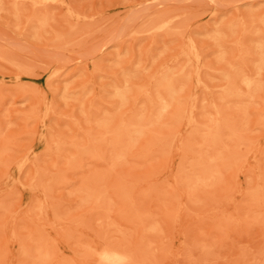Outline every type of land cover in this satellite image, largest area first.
<instances>
[{"label": "rangeland", "instance_id": "1", "mask_svg": "<svg viewBox=\"0 0 264 264\" xmlns=\"http://www.w3.org/2000/svg\"><path fill=\"white\" fill-rule=\"evenodd\" d=\"M263 188L264 0H0V264H264Z\"/></svg>", "mask_w": 264, "mask_h": 264}, {"label": "bare ground", "instance_id": "2", "mask_svg": "<svg viewBox=\"0 0 264 264\" xmlns=\"http://www.w3.org/2000/svg\"><path fill=\"white\" fill-rule=\"evenodd\" d=\"M260 48H262V47H260ZM262 50V49H261ZM263 51V50H262ZM257 69H258V67H257ZM228 78H229V76H227ZM230 79H232V78H230ZM229 79V80H230ZM234 79V78H233ZM232 79V80H233ZM250 80V79H249ZM249 80H247V79H245V80H242V84L243 85H245L247 88H250V86H251V83H250V81ZM233 82V81H232ZM227 83H228V80H227ZM230 83H231V80H230ZM169 84V83H168ZM167 83H166V85H168ZM232 84V83H231ZM231 84H229V85H231ZM253 84V83H252ZM162 85H164V84H162ZM165 85V86H166ZM228 84H227V87L229 86ZM169 86V85H168ZM167 86V87H168ZM163 87V90L165 91V90H167V89H165L164 88V86H162ZM166 87V88H167ZM171 87H172V85H171ZM226 87V86H225ZM169 88V87H168ZM171 89V88H170ZM226 90V89H225ZM231 90V89H230ZM229 91V90H228ZM233 91V90H232ZM169 92H171V91H169ZM172 92H173V90H172ZM227 92V91H226ZM225 92V93H226ZM119 93V92H118ZM232 93V92H231ZM233 94V93H232ZM170 95V94H169ZM119 96H121V94L119 95ZM166 103V102H165ZM169 103V102H168ZM164 105V104H163ZM166 105V104H165ZM162 108H164V106L162 107ZM216 111H218V110H216ZM218 113V112H217ZM219 114H221V113H218V116H219ZM220 117V116H219ZM217 122V121H216ZM219 123V122H218ZM216 125V124H215ZM219 125V124H218ZM221 126V125H220ZM218 127V126H217ZM213 130H215V129H213ZM217 130V129H216ZM218 131V130H217ZM213 132H216V131H213ZM216 135H217V133H215ZM220 135V134H219ZM218 139V138H217ZM212 141H214L213 139H212ZM216 141V140H215ZM217 142V141H216ZM261 188V187H260ZM264 189V188H263ZM260 190V189H259ZM261 190H262V188H261ZM254 192H256V191H254ZM253 193V192H252ZM262 194V193H261ZM253 196V195H252ZM257 196H258V193H257ZM262 196V195H261ZM251 197V196H250ZM253 198H254V196H253ZM253 198H251L252 200H254L255 202H257V200H255V199H253ZM258 198H259V196H258ZM262 198V197H261ZM263 200H264V197L262 198ZM259 200V199H258ZM261 200V199H260ZM262 200V201H263ZM254 201H253V203H254ZM251 203V202H250ZM254 204H256V203H254ZM259 205V201H258V204H257V206ZM151 229V228H150ZM144 232V231H143ZM150 232V231H149ZM148 233V232H147ZM144 234V233H143ZM145 235V234H144ZM143 236V235H142ZM142 238V237H141ZM107 251H109V250H107ZM114 251V250H113ZM113 251L112 252H104V253H102L101 254V256H100V258H99V261H100V263L101 264H122L123 262H124V257L122 256V255H120L117 251H115V252H117V253H113ZM124 255V254H123ZM125 256V255H124ZM128 257V256H127ZM128 259V258H127ZM129 260V259H128Z\"/></svg>", "mask_w": 264, "mask_h": 264}]
</instances>
